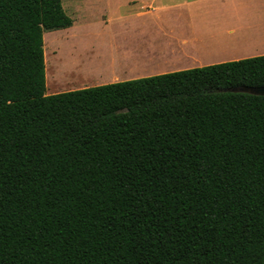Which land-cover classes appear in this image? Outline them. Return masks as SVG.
Wrapping results in <instances>:
<instances>
[{
    "label": "trees",
    "instance_id": "1",
    "mask_svg": "<svg viewBox=\"0 0 264 264\" xmlns=\"http://www.w3.org/2000/svg\"><path fill=\"white\" fill-rule=\"evenodd\" d=\"M61 0H0V264H264V54L46 93Z\"/></svg>",
    "mask_w": 264,
    "mask_h": 264
},
{
    "label": "crops",
    "instance_id": "2",
    "mask_svg": "<svg viewBox=\"0 0 264 264\" xmlns=\"http://www.w3.org/2000/svg\"><path fill=\"white\" fill-rule=\"evenodd\" d=\"M250 1L61 0L72 24L60 31L91 35V66L106 84L251 56L234 21L248 18ZM57 52L49 57L44 40L45 71Z\"/></svg>",
    "mask_w": 264,
    "mask_h": 264
},
{
    "label": "rangeland",
    "instance_id": "3",
    "mask_svg": "<svg viewBox=\"0 0 264 264\" xmlns=\"http://www.w3.org/2000/svg\"><path fill=\"white\" fill-rule=\"evenodd\" d=\"M62 1L63 5L67 7V0ZM67 11L69 10L67 9ZM245 13L248 18L244 17L240 21L234 20L241 28L242 37L249 40L243 53H251V56L264 54V9L258 5V2L251 0L247 11L246 9L244 11ZM243 33L245 36H243ZM43 36L49 57V52L53 51V46L57 45L58 47L56 56L53 57L51 62L48 58L46 63L47 93L68 91L104 83L102 82L104 77L100 76V73L91 66L89 56L91 35L82 32L66 33L58 29L45 31ZM249 36L251 37L249 38Z\"/></svg>",
    "mask_w": 264,
    "mask_h": 264
},
{
    "label": "water",
    "instance_id": "4",
    "mask_svg": "<svg viewBox=\"0 0 264 264\" xmlns=\"http://www.w3.org/2000/svg\"><path fill=\"white\" fill-rule=\"evenodd\" d=\"M237 90H241V91H247L253 94H264V86H256V87H249V88H240Z\"/></svg>",
    "mask_w": 264,
    "mask_h": 264
},
{
    "label": "bare ground",
    "instance_id": "5",
    "mask_svg": "<svg viewBox=\"0 0 264 264\" xmlns=\"http://www.w3.org/2000/svg\"><path fill=\"white\" fill-rule=\"evenodd\" d=\"M251 4H252V3H251ZM258 8H259V7H258ZM252 10H253V9H252ZM256 12H257V11H256ZM259 12H260V11H259ZM254 14H255V13H254ZM252 16L254 17V15H252ZM258 20H259V18H258ZM235 21H236V20H235ZM239 21H240V20H239ZM243 21H244V20H243ZM241 22H242V21H241ZM241 22H240V23H241ZM247 22H248V21H247ZM247 22H246V23H247ZM254 22H255V21H254ZM253 27H254V26H253ZM255 27H256V26H255ZM248 29H249V28H248ZM245 30H246V29H245ZM243 34H244V33H243ZM243 36H245V34H244ZM239 37H240V36H239ZM246 37H247V36H246ZM250 37H251V36H249V38H250ZM246 39H247V38H246ZM248 41H249V40H248ZM252 42H253V41H252ZM246 43H247V42H246ZM246 43H245V44H246ZM245 44H244V45H245ZM250 44H252V43L250 42ZM257 47H258V46H257ZM251 49H252V48H251Z\"/></svg>",
    "mask_w": 264,
    "mask_h": 264
}]
</instances>
